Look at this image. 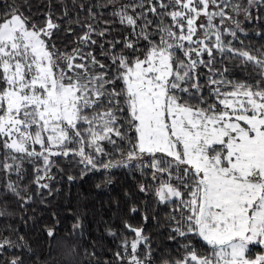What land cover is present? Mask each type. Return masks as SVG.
Wrapping results in <instances>:
<instances>
[{
    "label": "snow or ice",
    "instance_id": "obj_1",
    "mask_svg": "<svg viewBox=\"0 0 264 264\" xmlns=\"http://www.w3.org/2000/svg\"><path fill=\"white\" fill-rule=\"evenodd\" d=\"M0 8V264L38 262L13 201L47 206L61 179L111 184L114 169L139 174L128 211L167 243L125 219L107 228L110 260L85 248L88 264H264V46L242 39L264 28V0H47L43 19L27 0ZM66 235L83 236L79 217Z\"/></svg>",
    "mask_w": 264,
    "mask_h": 264
},
{
    "label": "trees",
    "instance_id": "obj_2",
    "mask_svg": "<svg viewBox=\"0 0 264 264\" xmlns=\"http://www.w3.org/2000/svg\"><path fill=\"white\" fill-rule=\"evenodd\" d=\"M6 2L9 4L13 2L23 3V0H6ZM3 3L5 0H0V4ZM27 4L31 6L34 19H43L40 13L46 11L47 0H27ZM56 10L59 11V8L57 7ZM2 11L3 9L0 8V12ZM246 28L249 35L247 37L242 36L245 44L253 48L264 46V39L254 35V31H264V28H260L259 25H246ZM60 43L61 41L57 40V44ZM234 75L241 76L242 74L236 71ZM102 176V173L89 174L83 180L76 181L71 185L66 178L61 179L56 185L60 192L48 198L47 206L37 201L35 204L27 206V212L21 209L15 201L8 206V211L16 217L10 219L9 222L17 226L20 232L25 235L34 250L33 256L38 258V262L33 260L32 264H43L45 261L47 264H65L68 259L67 252L73 247L80 253L77 259L82 264H88V259L84 256L83 251L85 248L95 251L101 261H108L116 249L117 241L107 234V228L112 227L119 234L123 231L122 221L125 219L133 225H143L139 214L133 217L128 211L132 201L139 203L144 199L143 194L136 190L139 174L128 173L125 169H114L111 184L103 183ZM97 183L101 184L100 188L95 186ZM160 211L163 212L162 209ZM52 213H56L55 219L60 221V239L50 250L49 239L42 229L44 225L53 224ZM20 216H23L25 220L32 216L35 217V221H28V225L24 226L19 220ZM76 217L82 221L83 236H67L66 234L71 231V226ZM143 226L152 235L154 246L162 242L167 243L162 240L160 231L155 228L151 221ZM202 247L206 248L207 246L202 245ZM253 251L260 250L254 248ZM50 255L51 258L49 259Z\"/></svg>",
    "mask_w": 264,
    "mask_h": 264
}]
</instances>
